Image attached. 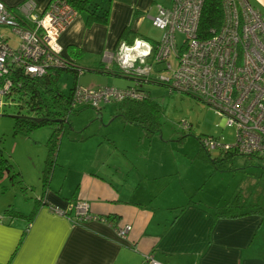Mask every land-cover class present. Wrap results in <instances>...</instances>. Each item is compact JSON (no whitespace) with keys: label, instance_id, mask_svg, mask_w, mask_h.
I'll return each instance as SVG.
<instances>
[{"label":"crops","instance_id":"crops-1","mask_svg":"<svg viewBox=\"0 0 264 264\" xmlns=\"http://www.w3.org/2000/svg\"><path fill=\"white\" fill-rule=\"evenodd\" d=\"M3 1L14 7L23 0ZM36 1L43 9L51 0ZM248 1L264 17V2ZM172 2L112 0L106 24H88L85 14L78 11L59 37L63 55L83 69L78 85L101 86L80 84V75L86 71L112 75L108 72L118 65L106 54L114 50L124 29L141 31L145 20L156 14L157 4L170 6ZM1 31L8 32L5 27ZM149 39L137 37L136 40L156 43ZM131 79L132 82L121 88L137 83ZM110 103L97 109L99 114ZM63 141L64 136L56 159L58 157L62 167H67L60 174L64 175V181L60 187L53 186L56 163L47 187H43L40 194L45 202L40 204L34 218L29 221L26 217H10L5 210L11 207L29 214L35 202L23 208L12 207L13 203L9 202L0 205V264H146L147 255L162 264H264V203L249 201L251 197L243 198L240 191H235L229 199L206 191L202 186L214 171L210 175L201 167L188 176L184 174V178L178 166L167 164L165 160L159 164L143 163L142 158L146 156L143 151H130L114 139L106 142L104 150L101 146L105 143L100 142L90 162H82L77 153L74 161L66 162V157L72 154L69 151L72 146L66 145L63 151ZM222 155L220 153V157ZM197 156L201 165H209V160L201 157L200 150ZM214 169L219 173L220 170ZM263 175L264 164L260 173ZM67 184L68 190L64 192ZM236 195L241 204L247 205L245 213L237 217H219L217 208ZM1 197L0 200L4 198ZM78 200H87L91 214L100 218L76 224L67 215L51 208L56 205L68 210ZM126 224H131L132 229L123 238L116 228Z\"/></svg>","mask_w":264,"mask_h":264},{"label":"built area","instance_id":"built-area-1","mask_svg":"<svg viewBox=\"0 0 264 264\" xmlns=\"http://www.w3.org/2000/svg\"><path fill=\"white\" fill-rule=\"evenodd\" d=\"M205 2L173 0L170 6L157 4V12L150 18L163 30L161 40L155 44L123 41L106 56L125 74L197 96L223 117L224 125L236 128L233 143H223L213 136L201 137L207 151L257 156L264 162L263 14L248 0H221L220 24L202 32L200 21ZM77 14L68 0H51L43 9L36 0H23L14 7L0 0V108L12 104L5 98H11L14 88L21 86V74L43 76L70 65L59 37ZM3 27L7 33L1 31ZM178 33L184 35L181 45ZM173 53L177 57L175 68L169 60ZM145 97L138 82L124 88L77 85L72 106L100 109L105 103ZM51 208L76 224L100 218L91 214L87 200H78L68 210L56 205ZM131 229V224L116 228L123 238ZM145 263L162 264L152 255L146 256Z\"/></svg>","mask_w":264,"mask_h":264},{"label":"rangeland","instance_id":"rangeland-1","mask_svg":"<svg viewBox=\"0 0 264 264\" xmlns=\"http://www.w3.org/2000/svg\"><path fill=\"white\" fill-rule=\"evenodd\" d=\"M162 36L163 30L155 26L151 19L145 20L141 31L138 32L139 38H150L152 42L160 41ZM183 40L184 35L178 33L179 45ZM169 60L175 68L176 54L173 53ZM115 69H118V66ZM79 81L80 84L123 87L132 82V79L86 71L80 75ZM59 83L62 90L69 94L75 84L74 75L70 72L63 73ZM143 88L150 93L158 106V109L154 108L149 114L158 122L153 130L150 131L147 126L127 123L128 120L123 114L126 108L121 109V102L106 105L101 114L97 108L90 105H78L75 107L76 111L70 115L71 127L59 135L54 152H51L49 139L57 125L40 126L29 133L17 130L15 116L19 111L21 114H27V108L21 107L17 98H5V101H11L12 104L0 108V157L8 159L13 165L11 173H19V176H16V180L7 178L0 184V197H4H1L0 205L9 202L13 203L12 207L16 205L23 208L34 204L35 198L40 196L44 187L47 159L50 155L56 157L63 136L62 150L64 151L68 144L72 146V149H69L72 154L69 153L66 162L74 161L76 153L82 162H90L100 142L105 143L101 146V150H104L106 142L114 139L119 145H126L130 151H143L146 154L142 158L143 163L159 164L165 160L167 164L178 166L182 172L180 175L184 178V174L188 176L190 172H195L201 167L209 174L214 171L202 187L215 196L229 199L235 191H240L243 198L250 196L249 201L261 200L264 203V175L260 176L264 164L262 159L257 156L251 159L236 154L233 161L226 159L223 162V170L218 173L210 161L207 167L201 165L202 161L197 156L199 150H206L202 147L200 136H213L223 143H233L237 133L234 126L224 125L223 117L197 96L171 91L168 86L153 82L144 83ZM184 124L189 127L186 128ZM210 154L220 157L219 151H210ZM57 160L58 157L54 187L61 186L64 181V175H60L63 172L61 170H67V167H62ZM48 176H51V173H48ZM67 190L68 184L65 185L64 192Z\"/></svg>","mask_w":264,"mask_h":264},{"label":"trees","instance_id":"trees-1","mask_svg":"<svg viewBox=\"0 0 264 264\" xmlns=\"http://www.w3.org/2000/svg\"><path fill=\"white\" fill-rule=\"evenodd\" d=\"M68 1L77 9V11L83 12L85 14L88 24L93 22L106 24L109 22L110 4L112 0ZM222 13L223 8L221 0H206L202 11L200 30L202 32H206V30H208L211 26L219 25L222 18ZM137 37L138 32L133 31L129 27L125 28L117 45L114 48V51L118 49L121 42L124 41L131 44L137 39ZM155 42L157 43L158 41ZM95 70L101 72L103 71L100 68H96ZM81 71H83L81 67L77 66L73 61H70L69 66L55 69L54 71L48 72L43 76H30L21 74L20 79L18 78V76H16V79H19L21 81V86L14 88L15 92L14 95L11 96V98H17L20 106H25L27 108V114H21V112L19 111V113L15 116L16 129H20L24 133H29L40 126L51 124L57 125L49 139L52 150L51 152H54L59 135L71 127L70 115L76 111L72 106V95L73 90L78 85L77 81L79 73ZM65 72L72 73L75 79V84L69 94H66L62 90V87L59 83L62 74ZM108 73L112 75L133 78L138 82L139 86H141L142 83L151 82L165 85L154 80L145 81L143 79L125 74L119 69V67L118 69L114 68L112 72ZM140 89L143 90L146 94V97L144 99L124 100L120 103V107L121 109L126 108L125 110H123V114L130 123L142 125L144 127L147 126L151 131L154 127H156L158 122L154 120V117L151 118L149 114L151 113V111H153L154 108L158 109V106L147 90L142 89L141 87ZM200 153L201 157L207 158L218 170H223V162L226 159H231L233 161V158L236 155L233 152H226L223 153V157L213 158L209 153L205 152L202 149L200 150ZM52 157L53 155H50L48 157L47 166L44 170V188L47 187L49 179L51 177L48 176V173H52L53 168L56 165V157ZM12 166L13 165L9 162L8 159L0 157V181L5 179L6 177H9L11 180H16V176H19V173L12 174ZM43 202H45L43 195L40 197H36L34 208L29 214L14 210L11 207L7 208L5 212L10 217H26L30 221L34 218L40 207V204ZM246 207V204L240 203L239 195H236L224 206L217 208V215L219 217H237L245 213L243 210Z\"/></svg>","mask_w":264,"mask_h":264},{"label":"clouds","instance_id":"clouds-1","mask_svg":"<svg viewBox=\"0 0 264 264\" xmlns=\"http://www.w3.org/2000/svg\"><path fill=\"white\" fill-rule=\"evenodd\" d=\"M262 2H264V0H262Z\"/></svg>","mask_w":264,"mask_h":264}]
</instances>
